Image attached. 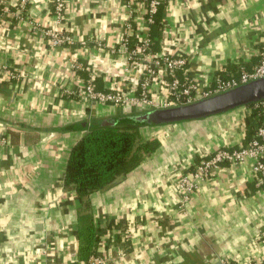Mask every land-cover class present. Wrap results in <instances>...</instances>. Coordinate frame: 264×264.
<instances>
[{
    "label": "crops",
    "instance_id": "crops-1",
    "mask_svg": "<svg viewBox=\"0 0 264 264\" xmlns=\"http://www.w3.org/2000/svg\"><path fill=\"white\" fill-rule=\"evenodd\" d=\"M146 4L0 0V264H90L76 255L80 203L63 182L66 162L94 122L114 123L135 108L85 100L82 86L92 79L97 91H139L148 62L131 64L122 40L150 28ZM161 26L152 55L184 58L180 82L204 90L221 71L258 64L264 0H169ZM55 37L67 40L53 45ZM149 89L162 106L159 84ZM250 113L245 106L140 129L158 149L90 195L102 264L263 263L264 180L250 160L202 174L184 202L176 190L199 155L244 145Z\"/></svg>",
    "mask_w": 264,
    "mask_h": 264
},
{
    "label": "trees",
    "instance_id": "trees-1",
    "mask_svg": "<svg viewBox=\"0 0 264 264\" xmlns=\"http://www.w3.org/2000/svg\"><path fill=\"white\" fill-rule=\"evenodd\" d=\"M168 1L161 0L156 13L152 16V24L148 29V37L151 40L148 52L151 54L156 52L152 38L160 34L161 14ZM136 45L135 36L133 34L127 36V48L132 50ZM242 70L249 71V67L242 64L231 67L229 70L219 72L217 77L227 79L230 75L238 76ZM177 75L179 78L181 71H178ZM142 111L144 110L133 109L131 114ZM246 119L247 131H245L244 145L255 137L258 127L264 123V112L252 110ZM143 127L148 126L127 117H119L116 122L108 124L94 122L92 128L69 152L63 182L65 185L73 186L80 203L75 235L76 255L81 262H88L90 258L96 256L97 249L101 245L97 218L91 214L90 195L115 185L119 179L134 171L145 157L150 156L159 147L157 139H141L140 129ZM199 160L197 157L194 162L198 163ZM193 169L194 166L190 168V171Z\"/></svg>",
    "mask_w": 264,
    "mask_h": 264
},
{
    "label": "built area",
    "instance_id": "built-area-1",
    "mask_svg": "<svg viewBox=\"0 0 264 264\" xmlns=\"http://www.w3.org/2000/svg\"><path fill=\"white\" fill-rule=\"evenodd\" d=\"M160 2L161 0H146L145 23L147 26L152 24V16L156 13ZM131 32L132 30L130 29L127 36ZM132 34L137 40V45L132 50L127 48V36L122 40L123 46L127 49L128 61L134 65H138L143 60L148 62L143 74L144 80L139 83V91L136 88L127 90L118 86L108 91H97L91 79L82 86V98L97 104H112L145 110L153 107L159 108L189 103L264 76L263 44L262 49L257 53L259 62L251 70H242L238 76L230 75L227 79L216 77L213 87L200 90L199 86L193 81L180 82L177 72H183L185 66L184 58H173L164 56L163 54L155 56L148 52L151 43L148 37V27L142 32L140 31V34L134 32ZM65 40H67L66 37H55L52 40V44L59 45ZM154 80L159 84V89L163 91L165 96L162 106L159 103H155L154 99L150 96L149 86ZM249 110L251 112L252 110L264 112V101L252 104ZM199 158L201 160L197 167L194 166L195 170L185 174L177 182L176 190L182 202L186 201L192 188L195 186L196 180L210 169L217 168L222 162L234 166L250 160L252 162L250 164V171L257 176L256 180L258 182H262L264 180V123L258 127L255 137L245 145L233 150L220 148L213 152V155L209 159H205L203 155H199ZM104 259L103 255H96L90 258L88 263L102 264ZM220 264H230V262L223 260Z\"/></svg>",
    "mask_w": 264,
    "mask_h": 264
},
{
    "label": "water",
    "instance_id": "water-1",
    "mask_svg": "<svg viewBox=\"0 0 264 264\" xmlns=\"http://www.w3.org/2000/svg\"><path fill=\"white\" fill-rule=\"evenodd\" d=\"M263 101L264 76L189 103L153 107L128 115L127 118L138 123H145L149 127H159L201 121ZM104 124L108 122L105 121Z\"/></svg>",
    "mask_w": 264,
    "mask_h": 264
}]
</instances>
